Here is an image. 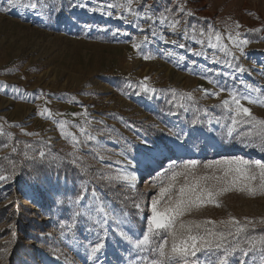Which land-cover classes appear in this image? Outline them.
Segmentation results:
<instances>
[{
    "label": "rangeland",
    "instance_id": "1",
    "mask_svg": "<svg viewBox=\"0 0 264 264\" xmlns=\"http://www.w3.org/2000/svg\"><path fill=\"white\" fill-rule=\"evenodd\" d=\"M45 2L48 7L43 10V15L19 9L0 12V85L7 86L0 88V126L14 138L9 142L6 136H0V158L11 153L12 145H17L21 151L25 143L39 148L41 140L50 138L52 152L63 160L24 161L20 174L13 181L0 185V248H7L6 252H0V264H88L84 246L95 239V231L89 229L96 226L87 217L77 218L75 228L61 235L59 224L71 223L72 219L67 204L57 205V192L64 193L67 189L68 195H74L79 191L81 180L89 177L82 176L68 162L71 158L67 153L72 150L71 145L61 137L52 119L37 114L39 108L47 107L54 114H62L54 115V119L69 121L68 131L77 136L78 129L71 125L84 123V117L73 118L72 114L87 110L88 118L92 120L89 131L96 135L102 145L101 154L106 157L101 161L99 157L93 158L95 154H89V148L96 142L90 141L89 147L82 149L80 154L91 166V173H114L116 168L123 167L115 161L123 160L120 153L126 151L129 145L137 149L141 147L140 137L169 139L165 135L169 128L184 127L187 130L193 112L184 113L181 109L180 116H171V105L168 103L171 90L194 93L198 106L211 114L210 117L199 114L204 125L198 126L200 132L189 144L188 150H177L174 158L207 162L234 155L247 159L264 157V153L244 148L237 140L225 142L221 126L215 122L210 126L207 124L208 119L224 115V111L215 106L227 98V92L217 100L204 98L200 91L201 88L214 90L205 76L240 91H244L240 80L264 89V30L257 31L264 29V0H184L187 9L194 13L188 18L190 24L201 28L211 25L222 33L227 25L236 22L241 25L238 31L243 38L251 41L243 55L235 52L233 64L239 63L247 70L242 75L221 64H212V49H205L209 57L205 59L154 37L153 27L158 35L169 40L177 39L188 49L201 50L194 40L174 35L160 26L158 20L153 24L141 19L139 23L144 29L141 32L134 24L120 18L121 10L106 8L107 4L116 3V0ZM79 2L86 6H71ZM147 3L152 5L157 15L165 6L175 7L174 0H147ZM6 6V0H0V7ZM96 7H103L105 14L90 11ZM57 8L61 10L56 11ZM134 8L143 11L142 6L134 5ZM107 11H112L113 15L109 17ZM123 14L133 19L126 11ZM145 36H148L149 43H142ZM133 42L140 43L141 48H134ZM225 43L228 41L225 40ZM165 51H172L175 55L167 57ZM216 54L224 59L222 53ZM145 55L153 58L145 60ZM180 55L185 56L184 61L178 60ZM141 81L155 88L156 93L141 92L137 87ZM129 83L132 88L128 87ZM14 89H19V92ZM41 93L46 94L45 98L37 99ZM246 106L257 118L264 119V107ZM209 127L213 131L209 132ZM22 129L28 133H39V136L24 135ZM4 143H9V148H4ZM128 154L135 155L133 152ZM11 158L22 160V156L16 154H12ZM168 163V160H163L162 164H152L150 169L140 167L135 189L119 183L110 186L107 181L96 179L89 187L95 186L105 207L125 220L122 225L125 230L140 235L146 226L144 217L150 214V198L158 192L153 177L157 171L162 172ZM3 164L6 167L0 166V170L7 174L11 165L7 160ZM35 175H39V183L33 181ZM87 199H91L90 195ZM133 199L143 203V213L133 207ZM217 199L220 207L209 204L194 211L190 218L219 221L226 220L230 214L241 221L244 218L264 219V196L250 197L232 190ZM130 221L134 223V228L130 227ZM261 233H264V224H257L255 234ZM128 247L120 241L116 225H111L106 249L101 256L103 264H128ZM53 249H59V260L54 259ZM198 255L203 257V253Z\"/></svg>",
    "mask_w": 264,
    "mask_h": 264
},
{
    "label": "snow or ice",
    "instance_id": "2",
    "mask_svg": "<svg viewBox=\"0 0 264 264\" xmlns=\"http://www.w3.org/2000/svg\"><path fill=\"white\" fill-rule=\"evenodd\" d=\"M175 7L165 6L164 10L158 15L154 12L152 5L147 0H125L121 3L106 5L107 9L121 10V17L129 24H134L141 32L144 29L139 21H151L153 24L158 20L159 25L167 28L174 35L183 36L184 39H192L201 46V50L194 51L188 49L185 43L177 39L169 40L163 35H158L156 29L152 28V35L162 40L164 43H171L178 48L185 49L195 56H203L208 59V53L205 49H212L210 62L212 64H221L232 70L234 73L244 74L247 70L239 63L233 64L236 59L235 52L244 54L245 47L251 43L247 38H243L238 29L241 25L236 22L234 25H227L225 32L217 30L209 25L207 28H201L195 24H190L188 18L194 13L187 9L184 0H174ZM6 7H0V12L8 13L13 9L31 10L39 15H43V10L48 7L45 0H6ZM134 5L142 6L143 11H136ZM72 7L84 8L83 2L73 3ZM61 9L57 8L56 11ZM90 11H100L105 14L103 7L91 8ZM127 12L133 19H128L124 15ZM106 14L111 17L112 11ZM182 14V15H181ZM152 27V25H149ZM90 28L91 25H86ZM264 29H257L262 31ZM119 30H117L118 32ZM226 33V35H225ZM225 40L228 43H225ZM148 36L144 37L142 43H149ZM229 44L231 47H229ZM133 47L139 50L140 43L133 42ZM235 50V51H233ZM222 53L224 59H221L216 53ZM167 57H173L175 53L165 51ZM232 57L231 60L227 59ZM145 60H150L151 55H145ZM179 61H184L185 56H178ZM209 71H212L209 69ZM220 75L221 73H217ZM231 75V73H223ZM208 82L213 85L214 90L208 91L201 88L200 91L204 98L212 97L220 100L222 94L227 92V98L220 100L219 107L224 111L220 117L210 118L207 124L210 126L213 122L219 124L222 129V138L230 143L237 140L244 148L254 149L264 153V119L257 118L247 105H257L264 107V89L253 87L245 81L240 80L244 91L235 87L227 88L220 85L219 81L212 80L207 76ZM148 78L146 77L145 80ZM233 79L237 77L233 76ZM7 87L0 85V88ZM132 88V84H128ZM143 93H156L155 88L148 87L143 81L137 85ZM19 92V89H14ZM255 94V95H253ZM46 94L41 93L37 99L45 98ZM48 103V101H45ZM171 105L169 114L171 116H180L184 113L193 112V118L188 122L187 130L184 127L169 128L165 134L169 139L149 140L140 137L141 147L129 145L126 151L120 153L123 160L115 161L116 164H122L123 167L116 168L115 172L91 173L90 165L85 162V158L80 154L82 149L89 147V142H96L95 146L89 148V154H95L93 158L99 157L101 161L106 159L101 154L102 145L97 141L96 135H93L89 129L92 120L88 118L87 110L83 113H73V118L77 116L84 117V123L80 125H71L79 131V136L68 131L70 122L67 120H55L54 114L47 107L39 108L38 115L42 118L52 119L56 124L62 138L71 145V151L67 156L68 161L79 173L87 179L81 180L79 191L74 195H68V190L64 193L57 192L56 203L59 206L67 204L71 211V223H60L61 235L71 232L76 225L77 218L87 217L95 224V239L89 240L84 246L86 251V260L88 264H103L101 256L106 249V242L111 225H116V232L120 241L129 247L128 264H264V233L255 234L257 224H264V219L259 221L244 218L243 221L236 219L229 214L225 220L215 221L212 219L190 218L194 211L211 204L220 207L218 197L228 191H238L245 193L250 197L257 195L264 196V157L257 159H247L242 155H234L221 159L208 160L202 162L197 159H181L175 157L177 150L187 151L189 144L200 132L198 126H203L204 121L199 118V114L210 117L207 109H201L198 101L192 92H177L171 90V99L168 101ZM102 123V122H101ZM86 125V126H85ZM10 127H22L20 125H9ZM211 132L213 129L208 128ZM22 134L28 136H39V133H28L22 129ZM0 136H6L11 142L14 138L11 133L4 131L0 126ZM19 142H17L18 144ZM40 147L37 148L32 143H25L24 150H20L17 145L11 146V153L0 159L7 160L11 165L7 174L0 170V185L11 182L19 175V169L24 167V161L35 162L37 159L43 162L62 161L63 158L52 152L51 140H41ZM9 143H4V148H9ZM129 152L135 155H129ZM12 154L22 156V160H13ZM168 160V166L164 170L157 171L153 177V184L158 188V192L150 198L148 205L149 215L144 217L146 226L140 235L131 233V230H125L122 225L125 220L121 216L114 215L101 202V197L95 186L89 187L92 180L107 181L110 186L123 184L129 189H135L138 179L137 173L140 167L150 169L152 164ZM110 167V166H109ZM203 170V171H201ZM35 183L40 182L39 175L32 177ZM258 181V183H257ZM90 195L91 199H87ZM7 198L6 193L4 194ZM63 197V198H60ZM133 207L140 212H144V205L141 201L133 199ZM126 215V214H125ZM15 238V233H13ZM7 248H0V252H6ZM59 249H53L54 259L59 260ZM200 253H203L201 257Z\"/></svg>",
    "mask_w": 264,
    "mask_h": 264
},
{
    "label": "bare ground",
    "instance_id": "3",
    "mask_svg": "<svg viewBox=\"0 0 264 264\" xmlns=\"http://www.w3.org/2000/svg\"><path fill=\"white\" fill-rule=\"evenodd\" d=\"M129 225H130V227H132V228L135 227L134 223H132L131 221H130Z\"/></svg>",
    "mask_w": 264,
    "mask_h": 264
},
{
    "label": "trees",
    "instance_id": "4",
    "mask_svg": "<svg viewBox=\"0 0 264 264\" xmlns=\"http://www.w3.org/2000/svg\"><path fill=\"white\" fill-rule=\"evenodd\" d=\"M3 163H4V160H2V162H1L0 166H1V167H6V166H4V164H3Z\"/></svg>",
    "mask_w": 264,
    "mask_h": 264
}]
</instances>
